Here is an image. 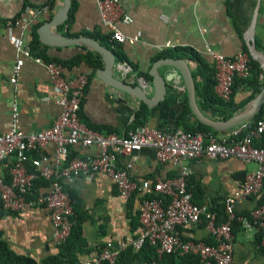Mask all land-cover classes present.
Returning <instances> with one entry per match:
<instances>
[{
  "label": "crops",
  "instance_id": "1",
  "mask_svg": "<svg viewBox=\"0 0 264 264\" xmlns=\"http://www.w3.org/2000/svg\"><path fill=\"white\" fill-rule=\"evenodd\" d=\"M49 1L0 0V134L9 129L11 108L14 103L19 110V126L26 133H37L51 127L61 112V109L52 102L55 94L49 84L45 68L34 60L25 59L16 84L10 83L13 78L15 52L5 38L8 32L5 27L6 21L18 17L28 8L46 6ZM75 1L76 7L71 20L53 31L67 38H77L72 36L76 34L78 37L88 34L109 35L99 23L95 0ZM118 1L124 14L132 20L130 24H121L119 29L126 37L137 36L138 41L133 44L116 43L115 46L120 47L126 62L130 66H135L137 71L133 70L132 75L124 78L114 70V76L135 86L138 84L133 81V77L147 75L142 77L150 85L147 97L151 100L154 97V89L149 71L153 64L160 60L158 58L160 54L166 52L174 54L177 56L174 59L184 60L191 70L195 99L200 112L211 120L224 121L223 118L228 113L216 108L203 109L202 99L197 94V88L199 91L202 90L204 78L209 74V70L213 69V62L206 48L226 57H233L238 53L250 55L248 44L251 43L264 56V0ZM62 3L63 0H52L50 12L39 15L31 22L24 34V40L30 45L35 34L40 49L46 53L47 60L39 58L44 62H65V78L71 79L80 74L88 76L79 110L81 122L93 130L116 135L125 134L138 126L183 129L199 125L196 119L191 117L187 92L182 82L180 85L176 82H167L164 100L152 108L129 96H126V103H123L118 92L96 78L97 69H92L85 61L77 60L78 56L87 52L96 53L79 45L62 48L43 46L39 42L37 29L62 6ZM255 15L257 17L253 42H249L247 32ZM18 33L17 29L13 30V34ZM168 42L175 45L174 50L162 53L155 50V46ZM109 45V49L113 51L115 47L110 41ZM182 50L196 54L205 64L206 70L200 72L196 63L185 59ZM98 59L102 63L99 55ZM102 65L103 63L101 67ZM169 69L168 66H160L158 73L165 77ZM258 79L264 86L262 69ZM251 95V88L237 84L230 99L233 105L230 110L231 117L247 109L255 97L245 103L244 107L241 108V105ZM184 110L185 115L181 117ZM254 117L249 120L252 121ZM232 129L217 132L216 135H227ZM97 154L98 149L95 147L76 146L71 149L68 158ZM41 156L47 159V164L52 165L53 145L46 146ZM132 160L130 175L133 181L154 183L157 180H172L177 176V169L171 163L157 161L150 149L133 154ZM120 161L125 163L126 159ZM13 162V157L0 162V179L9 182ZM186 163L192 169L188 185L193 202L199 207L216 212L218 216L224 213L223 200L239 194L247 175L257 168L254 163L244 164L235 158L224 160L200 158ZM42 186L44 184L41 182L40 185L35 184L34 188ZM63 189L76 203L73 233L65 246L57 245L53 241L52 224L45 209L31 207L14 213L5 211L0 205V243L5 244L13 259L30 260L36 264L60 262L85 264L93 261L105 244L110 243L117 248L125 240L140 235L138 209L142 195L121 196L113 181L103 174L75 176L64 182ZM263 200L264 181L259 194L242 200L234 207L236 217L244 219L248 225L243 221H235L233 225L235 236L233 264H264V252L260 245L261 234L253 226L250 216ZM180 236L185 241L215 244L203 223L181 228ZM204 264L212 263L206 261Z\"/></svg>",
  "mask_w": 264,
  "mask_h": 264
},
{
  "label": "built area",
  "instance_id": "2",
  "mask_svg": "<svg viewBox=\"0 0 264 264\" xmlns=\"http://www.w3.org/2000/svg\"><path fill=\"white\" fill-rule=\"evenodd\" d=\"M100 25L108 31L109 41L133 44L137 36H124L119 26L130 24L131 18L124 14L118 0H95ZM50 5L28 8L18 17L5 22L8 30L7 42L13 47L15 61L12 69L15 85L25 59H32L42 65L55 94L53 103L61 112L52 126L37 133H26L19 126V110L14 103L11 108L9 129L0 134V162L13 157L9 182L0 179V202L8 212L19 213L31 207H41L49 214L53 241L64 244L74 226V206L72 199L63 189L65 181L78 175L103 174L114 183L123 197L142 195L138 209L141 233L134 239H127L119 247L105 244L99 255L85 264H115L118 255L126 248L140 251L148 244L156 249L159 257L169 254L183 256L195 254L200 264L212 260L215 264H233L235 236L233 225L237 218L234 207L248 197L259 194L264 181V114L255 121H245L224 136L213 133H191L181 128H149L138 126L122 135L106 134L86 126L79 118L81 101L88 83L87 75L64 77V67L57 62H44L32 54L24 40V34L31 22L39 15L48 14ZM19 31L18 35L13 30ZM175 45L166 43L155 46L158 53L174 50ZM214 68V91L218 98L229 102L236 80H246L250 76L249 56L238 53L226 57L206 48ZM124 78L133 74L132 67L125 61H117L114 66ZM142 87L146 81L142 76L133 77ZM48 145L54 147V162L47 164L41 156ZM95 147L98 154L68 158L72 148ZM143 149H150L157 161L171 163L177 169L172 180L133 181L130 171L133 167L132 155ZM200 158L224 160L235 158L244 164L254 163L257 168L249 173L241 192L223 200L224 219L218 222L216 212L199 207L193 202L188 180L192 169L186 162ZM121 159H126L121 163ZM47 185L34 188L37 181ZM253 226L260 232L261 249L264 252V200L250 214ZM205 224L215 240L214 245L203 242L185 241L180 229L192 224ZM248 225V224H247Z\"/></svg>",
  "mask_w": 264,
  "mask_h": 264
},
{
  "label": "water",
  "instance_id": "3",
  "mask_svg": "<svg viewBox=\"0 0 264 264\" xmlns=\"http://www.w3.org/2000/svg\"><path fill=\"white\" fill-rule=\"evenodd\" d=\"M72 0H63L62 6L51 15L38 29L37 35L39 42L43 46L62 48L79 45L92 52L98 54L102 59V67L96 70V78L101 80L104 84L111 87L115 92L120 94V101L126 103V96L136 98L139 102L146 104L149 108L158 105L164 100L167 91V82H176L180 85L181 82L187 92L188 103L191 110V117H194L199 124L207 126L216 132H222L237 127L241 123L253 118L260 112L264 105V86L261 92L251 101L249 106L243 112L224 121H215L205 117L199 110L195 99V86L193 76L188 64L180 59H160L151 67L149 75L152 78V87L154 89L153 99H148L147 95L150 92V85L147 80L145 87L128 84L114 76V66L116 63V56L109 48L102 46L97 40L88 36H80L77 38H67L57 32L56 28L65 24L69 18ZM254 16L252 24L247 32L249 42H253V32L256 23ZM250 56L256 61L264 74V56H262L255 47L248 44ZM160 66H168L165 77L160 76L158 68Z\"/></svg>",
  "mask_w": 264,
  "mask_h": 264
},
{
  "label": "trees",
  "instance_id": "4",
  "mask_svg": "<svg viewBox=\"0 0 264 264\" xmlns=\"http://www.w3.org/2000/svg\"><path fill=\"white\" fill-rule=\"evenodd\" d=\"M52 4V0L49 1L48 5ZM76 7V1L72 0V6H71V10H70V14H69V18L67 20L66 23H68L71 18H72V13L75 10ZM73 37H78L77 34L76 35H72ZM88 37H92L93 39L97 40L102 46L109 48V35H102V34H88L86 35ZM34 40L32 41V43H30V49L32 51V53L37 57H41L44 61L47 60V56L44 50L40 49V45L36 40V36L34 34ZM114 54L116 56V61H125L126 59L124 57V55L122 54L120 47L119 46H115L114 45ZM184 52V56L185 59H188L190 61H193L194 63H196V65L198 66V70H200V72L204 71V69L206 70L205 64L202 62V60L193 52H187L185 50H182ZM249 56V64H250V76L246 79V80H236L234 81V85H233V92L235 87L237 86V84H242V85H246L248 88L252 89V95L248 98L247 101H245L242 105L241 108L244 107L245 103H247L248 101H250L251 99H253L255 97V95L257 93H259V91L261 90V88L263 87V85L259 82V75L261 74V69L258 65V63L256 61H254L250 55ZM159 59H174L177 58L176 55L171 54V53H163L160 54ZM77 60L79 61H85L92 69L96 70L99 69L101 67V61L98 59V54H92L91 52H87L85 55H81L77 57ZM59 63L62 64V66H65V62L63 61H58ZM132 66V65H131ZM132 69L134 71H137V68L135 66H132ZM209 70V69H207ZM209 74L204 78V85L202 90L199 91V88H197L198 90V96L202 99V103H201V107L203 109H222V111H226L228 114L226 116H224V120L228 119L232 116V113H230L231 108L233 107L232 102H224L222 101L220 98L217 97L215 91H214V86H215V79H214V68L209 72ZM203 74V73H201ZM139 76H143V77H147V75L145 74H140ZM213 76V77H212ZM187 109V107H186ZM188 110V109H187ZM185 110L182 113L181 117H184L185 115ZM264 114V106L263 109L260 111V113L258 115H256L253 119V121L259 119L262 115ZM186 131H189L191 133H213L216 134L217 132L212 130L211 128L204 126L202 124H199L197 127H184L183 128ZM42 182V184L47 185V183H45L44 181H37L35 184L36 185H40ZM1 205V202H0ZM2 207V205H1ZM224 210V209H223ZM224 219V213L223 214H219L218 216V222H222ZM75 224V223H74ZM73 229L74 226L72 228L70 237L68 238V240L60 245V246H65V244H67V242L70 240L71 235L73 233ZM209 245V244H208ZM211 261L212 264H215L212 260H208ZM62 262L58 263L61 264ZM0 264H36L33 261H27V260H15L11 257V255L9 254V252L6 250L5 248V244L0 243ZM101 264H108L107 262H102ZM115 264H200V260L199 257L195 254H185L183 256L177 255V254H169V255H163L161 257H159L156 253V249L154 247L149 246L148 244L144 245L143 248L138 251V252H134L131 248H126L123 251L120 252V254L117 257L116 263ZM204 264V263H203Z\"/></svg>",
  "mask_w": 264,
  "mask_h": 264
}]
</instances>
